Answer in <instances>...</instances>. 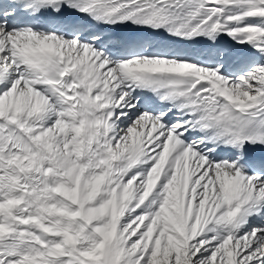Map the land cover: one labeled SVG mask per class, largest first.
Here are the masks:
<instances>
[{
  "label": "snow or ice",
  "instance_id": "snow-or-ice-1",
  "mask_svg": "<svg viewBox=\"0 0 264 264\" xmlns=\"http://www.w3.org/2000/svg\"><path fill=\"white\" fill-rule=\"evenodd\" d=\"M0 264H264V0H0Z\"/></svg>",
  "mask_w": 264,
  "mask_h": 264
}]
</instances>
